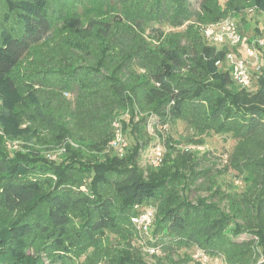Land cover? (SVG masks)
Wrapping results in <instances>:
<instances>
[{
	"label": "trees",
	"instance_id": "16d2710c",
	"mask_svg": "<svg viewBox=\"0 0 264 264\" xmlns=\"http://www.w3.org/2000/svg\"><path fill=\"white\" fill-rule=\"evenodd\" d=\"M246 6L264 13V0H201L200 13L188 0H0V264H75L89 248L86 264H149L132 237L165 253L194 247L226 264H264V66L251 72L255 89L237 85L224 65L230 47L210 43L199 29ZM188 21L184 44L160 31L154 48L140 40L150 23ZM255 46L264 61V45ZM133 63L145 70L122 80L118 72ZM73 90L74 105L63 111L98 153L108 150L111 122L121 117L125 132L142 103L163 123L230 134L226 168L245 180L231 198L233 213L179 196L168 154L144 176L134 163L137 143L123 157L108 150L103 161L81 160L64 143L52 107L59 91ZM145 120L132 125L135 135ZM43 132L69 156L56 162L30 146L13 156L3 148ZM134 205L155 209L151 240L131 222ZM107 231L125 247H103Z\"/></svg>",
	"mask_w": 264,
	"mask_h": 264
},
{
	"label": "rangeland",
	"instance_id": "374dc122",
	"mask_svg": "<svg viewBox=\"0 0 264 264\" xmlns=\"http://www.w3.org/2000/svg\"><path fill=\"white\" fill-rule=\"evenodd\" d=\"M189 8L192 12H199V4L201 0H188ZM220 4L224 5L227 0H219ZM231 18L237 22L241 32L242 40L233 49L243 58L248 59V66L252 72L258 73L260 68L264 66V61L260 53L256 56L247 54V48L253 45L254 40L261 34H264V13L256 10L252 6H246L240 12L233 11L229 14ZM188 21L182 26L173 27L168 22L150 23L149 27L145 29L140 40H144L148 46L154 48L159 44L158 34L159 31L166 34L173 35L175 39H180L181 44L185 40L180 34L187 28ZM202 24L199 25L201 29ZM177 34V35H176ZM140 37V36H139ZM127 43L131 41L130 37L125 39ZM133 41V40H132ZM132 41L130 43H132ZM219 46V45H217ZM237 50V51H236ZM85 61L90 63L92 58ZM142 72L144 68H140L138 64L133 63L132 66L123 68L118 74L122 80L126 81L132 73ZM249 91L255 89V80L253 79L250 86L247 88ZM76 91L58 92L53 97L52 107L56 116H59V122L63 124L66 129L65 144H68L71 150H74L81 160L86 162L103 161L104 152L98 153L94 150H89L88 143L84 139L85 133H81L76 124V120L71 114L65 113L63 109L68 106L74 105ZM149 110L142 103L141 108L138 106L133 113V122H127L125 130V139L131 147L138 144V155L135 159V164L141 169L144 176L148 173V166L155 156V152L160 150L164 155L168 154L174 161L172 163L171 172H176L178 179L174 184V189L179 196L187 200L196 202L197 200H204L205 202H212L226 214H232L231 198H238L244 191L245 180L239 176L235 171L227 169L228 154L231 152L234 145V139L230 134L209 131L200 133L190 124L184 120H176L174 122H162L156 116H149ZM142 117L146 120L141 124V135H135L131 131L133 124L137 123ZM126 118H130L128 115ZM192 142V143H191ZM195 142V143H194ZM25 146H30L33 149L39 150L43 156L49 157L56 162L61 161L63 158L69 156L64 147L58 145L50 135L45 132L39 133L30 141H6L3 148L6 150L8 156H13L20 147V149L27 150ZM189 150V155L183 153ZM83 190H86L82 186ZM239 220V219H238ZM240 221V220H239ZM239 240L245 239L246 234L238 236ZM125 240L123 237L118 236L112 232H105L102 237V246L109 248L122 249L125 247ZM129 244L132 245L136 254L142 260L149 264H194L193 255L196 253V248L183 247L177 251L165 253L159 249L156 253L147 251V244L143 241H135L134 238L129 239ZM92 249L89 248L86 253H83L74 260L75 264H86L87 258L91 255ZM213 260L208 261V264H213ZM47 264H63L60 261H49ZM100 264V263H97Z\"/></svg>",
	"mask_w": 264,
	"mask_h": 264
},
{
	"label": "built area",
	"instance_id": "2783aa9c",
	"mask_svg": "<svg viewBox=\"0 0 264 264\" xmlns=\"http://www.w3.org/2000/svg\"><path fill=\"white\" fill-rule=\"evenodd\" d=\"M201 31L204 37L210 43L214 45H227L230 50L226 53L224 59L225 68L229 70L232 80L239 86L249 87L251 84V68L248 66V59L243 58L233 49L240 43L242 36L238 28L237 22L231 18H225L219 22L209 24L201 27ZM255 44L260 46L264 45V34L257 37L253 45L247 48V54L249 57L256 56L257 50ZM223 62L219 63V66ZM124 118V116L122 117ZM111 130L113 133L112 139L108 142V150H110L115 156L123 157L126 154V150L129 146L127 140L125 139V132L121 123V117L115 118L111 122ZM163 158V153L158 150L155 152L153 160L150 165L153 167H158ZM136 214L131 217V222L139 233L151 240V231L153 227L155 209L151 206H141L134 205ZM143 241V240H141ZM145 243V241H143ZM147 244V243H146ZM148 245V244H147ZM147 251L151 253H156L159 250L158 246L148 245ZM196 253L192 256L194 259V264H208V261L213 260V264H226L221 257H210L204 252L196 248ZM262 259V258H261ZM260 259V261H261Z\"/></svg>",
	"mask_w": 264,
	"mask_h": 264
}]
</instances>
